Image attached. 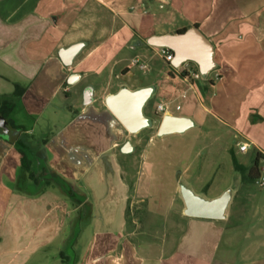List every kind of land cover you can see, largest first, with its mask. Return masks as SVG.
Segmentation results:
<instances>
[{"label": "crops", "instance_id": "obj_1", "mask_svg": "<svg viewBox=\"0 0 264 264\" xmlns=\"http://www.w3.org/2000/svg\"><path fill=\"white\" fill-rule=\"evenodd\" d=\"M194 27L214 48L215 68L199 80L183 78L181 68L166 61L169 49L150 45L153 38ZM81 42L82 52L72 67H66L60 50ZM125 51L137 53L131 65H125ZM157 57L168 70L159 69ZM138 66L154 75L150 83L139 88L122 84ZM85 78L97 82L89 87L94 89L90 105L97 101L98 90L113 89L116 81V93L123 88L159 90L158 108L164 111L157 108L155 114L161 118H188L193 128L196 116L203 125L214 121L234 140L231 153L236 158L256 155L255 163L240 166L249 177L258 163L255 182L264 188V0H0V104L14 101L17 87L25 90L21 100L31 89L47 102L61 94L68 100L71 87ZM75 126L70 120L63 135L52 132L48 147L52 168L83 190L79 181L90 168L84 163L95 154L63 145L64 139H76ZM240 144L249 145L246 153L239 152ZM16 149L0 138V264H52L48 250L56 246L59 256L74 211L56 192L28 197L7 187L21 163ZM244 187H225L217 196L199 197L211 202L230 192L224 219H194L184 212L182 239L157 264H264V209L255 196L242 191ZM93 215L91 226L98 218L95 209ZM122 229L120 224L118 232ZM94 236L80 264H96L98 258L89 259L95 249L104 251L111 263L124 264L122 255L116 258L119 242L108 248L106 240L98 244ZM124 245L128 249V243ZM130 264H140L139 257Z\"/></svg>", "mask_w": 264, "mask_h": 264}, {"label": "rangeland", "instance_id": "obj_2", "mask_svg": "<svg viewBox=\"0 0 264 264\" xmlns=\"http://www.w3.org/2000/svg\"><path fill=\"white\" fill-rule=\"evenodd\" d=\"M125 52L128 60L125 65H131L137 53ZM155 64L159 69H169L159 57ZM132 69L133 74L126 78L127 84L121 82L127 87L139 88L154 77L144 74L139 66ZM96 84L94 78H85L71 87L68 100L61 94L52 102L38 98L31 89L23 100L14 98L17 107L10 117L16 126L37 137L52 132L63 135L65 126L73 120L77 127L76 139H64L63 145L85 147L95 154L84 163L90 168L79 181L98 216L89 232L90 236L95 235V243L106 240L110 248L119 242L116 258L121 259L122 255L124 264H130L137 257L140 264H157L182 239L187 224L183 217L187 208L183 195L186 189L207 198L219 195L225 187L245 185L242 191L255 196L264 209V188H260L256 180L251 181L243 171L236 170L231 153L235 142L217 123L207 121L203 125L196 116V126L189 131L160 137L158 131L163 118L155 114L162 101L158 90L145 109L153 126L132 135L106 105L107 97L115 93L118 82L113 83V89L98 90L97 101L85 106L86 91ZM162 91H167V87L163 86ZM19 134V130H12L9 136ZM128 142L133 150L125 153L123 148ZM256 161V155H237L239 165L247 166ZM31 191H38V188ZM120 224H123L122 233L118 232ZM120 241L127 242L128 249L123 248L125 245ZM131 246L139 248L135 250ZM95 250L89 258L91 261L98 258L96 264H114L104 251ZM55 252L56 246L48 250L52 264L58 258Z\"/></svg>", "mask_w": 264, "mask_h": 264}, {"label": "water", "instance_id": "obj_3", "mask_svg": "<svg viewBox=\"0 0 264 264\" xmlns=\"http://www.w3.org/2000/svg\"><path fill=\"white\" fill-rule=\"evenodd\" d=\"M150 45L172 50L175 55L172 65L176 69L183 68L182 66L186 62H192L199 67L202 76L206 77L215 68L213 45L197 27L175 36L153 38L150 40ZM84 46L85 44L81 42L69 48L61 49L59 57L62 63L66 67H72ZM72 80H74V77ZM93 90L88 88L86 92V106L93 102ZM154 93V87L134 89V91L123 88L119 92L109 95L106 99V105L124 128L130 134L136 135L153 126L152 120L146 116L144 109ZM193 126L194 123L191 119L167 115L162 119L158 135L164 137L172 134H182ZM123 150L125 153H129L133 150V145L128 142ZM183 195L187 207L185 214L194 219H224L226 207L231 200L230 192H227L219 200L211 202L200 199L189 189L184 190Z\"/></svg>", "mask_w": 264, "mask_h": 264}, {"label": "trees", "instance_id": "obj_4", "mask_svg": "<svg viewBox=\"0 0 264 264\" xmlns=\"http://www.w3.org/2000/svg\"><path fill=\"white\" fill-rule=\"evenodd\" d=\"M198 28V27H197ZM186 30L180 33H185ZM174 54L172 50H169ZM183 78L188 77L185 72L181 73ZM16 98L22 97L24 89L17 87ZM15 101H4L0 104V116L12 127L19 130L20 134L16 139L11 140L6 137L0 127V138L8 144L13 145L21 157V163L17 168L16 179L8 182L7 187L16 193L28 197H38L47 191H53L64 197L69 203L73 216L69 220L67 227L69 231L63 239L62 249L59 251L58 260L55 264H80L82 256L90 239V228L94 218V206L88 200L87 194L73 180H68L60 175L51 166V151L48 147L50 135L44 134L40 137L26 131L23 127H18L10 120L11 115L16 111ZM232 158L237 171H244L237 162V158L232 153ZM43 159L46 161L43 163ZM260 175L258 163L253 167L249 178L257 180ZM38 188V191H31Z\"/></svg>", "mask_w": 264, "mask_h": 264}, {"label": "built area", "instance_id": "obj_5", "mask_svg": "<svg viewBox=\"0 0 264 264\" xmlns=\"http://www.w3.org/2000/svg\"><path fill=\"white\" fill-rule=\"evenodd\" d=\"M165 59L167 62L171 63L175 60V55L170 52L169 50H166L165 51ZM135 65H139V62H135ZM194 65V66H192ZM183 68V71L182 72H185L188 74V76H192L195 80H199L201 79L203 76L202 74L200 73V71H195V64L194 63H190V62H186L183 64L182 66ZM142 69H147L146 66H142L141 67ZM159 112H163L164 111V107L163 106H159L158 108ZM249 149V145L248 144H240L239 145V152L240 153H246ZM261 184L264 185V177L261 178Z\"/></svg>", "mask_w": 264, "mask_h": 264}, {"label": "flooded vegetation", "instance_id": "obj_6", "mask_svg": "<svg viewBox=\"0 0 264 264\" xmlns=\"http://www.w3.org/2000/svg\"><path fill=\"white\" fill-rule=\"evenodd\" d=\"M0 127L3 129L2 131L4 132V134L6 135V137L8 138V139H11V140H14V139H16L17 138V136L16 137H10L9 135H10V132L12 131V130H15V129H12V127L6 122V120L5 119H3L1 116H0ZM74 214V213H73ZM71 219V218H70ZM93 220H94V218H93ZM93 222V221H92Z\"/></svg>", "mask_w": 264, "mask_h": 264}]
</instances>
